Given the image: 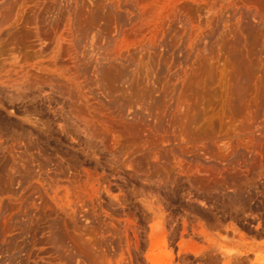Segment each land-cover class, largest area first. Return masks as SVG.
Wrapping results in <instances>:
<instances>
[{
	"label": "rangeland",
	"instance_id": "374dc122",
	"mask_svg": "<svg viewBox=\"0 0 264 264\" xmlns=\"http://www.w3.org/2000/svg\"><path fill=\"white\" fill-rule=\"evenodd\" d=\"M0 264H264V0H0Z\"/></svg>",
	"mask_w": 264,
	"mask_h": 264
}]
</instances>
